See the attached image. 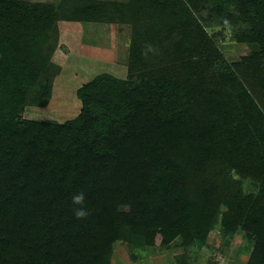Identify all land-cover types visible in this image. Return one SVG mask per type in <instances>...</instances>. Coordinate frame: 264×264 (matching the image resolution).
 <instances>
[{
    "label": "trees",
    "instance_id": "obj_1",
    "mask_svg": "<svg viewBox=\"0 0 264 264\" xmlns=\"http://www.w3.org/2000/svg\"><path fill=\"white\" fill-rule=\"evenodd\" d=\"M219 16L250 53L226 57ZM60 21L128 29L127 76L80 85L75 118H24L52 98ZM217 227L264 264V0H0V264H112L118 241Z\"/></svg>",
    "mask_w": 264,
    "mask_h": 264
},
{
    "label": "rangeland",
    "instance_id": "obj_2",
    "mask_svg": "<svg viewBox=\"0 0 264 264\" xmlns=\"http://www.w3.org/2000/svg\"><path fill=\"white\" fill-rule=\"evenodd\" d=\"M58 2L61 0H32ZM212 32L220 31L227 38L226 42H219L221 50L230 61H235L240 56L250 53L254 48L245 43H239L233 40V32L244 26L241 21H232L225 17H217L213 21ZM220 24V25H218ZM87 28L90 32L81 34L78 27ZM60 45L55 51L52 63L60 67L61 72L53 79L52 98L46 105H28L23 113L24 118L38 120H50L53 122H65L75 118L82 107L81 100L77 96V89L83 83L89 81L96 75L108 72L118 78H126V61L128 56V46L130 33L120 25L83 23L60 21ZM96 29V31H95ZM61 31L62 34H61ZM85 43H92L97 48L96 53L102 57L109 55L115 56V64L111 63L112 58L107 57L103 63L91 60L92 56L85 55V64L83 61H77V65H71L73 62L66 63L64 49L69 41L77 43L80 38ZM69 38V41L65 39ZM63 42V43H61ZM94 52V53H95ZM90 58V59H89ZM80 62V64L78 63ZM82 63V65H81ZM69 64V65H68ZM254 185H247L246 191L255 190ZM175 246L165 247H140L129 243L126 240L118 241L114 245L112 255V264H246L252 244L244 237V234L238 231L234 236H225L221 233L219 227L212 231L204 244H193L188 247L174 244ZM182 256L186 257L188 263L181 261Z\"/></svg>",
    "mask_w": 264,
    "mask_h": 264
},
{
    "label": "crops",
    "instance_id": "obj_3",
    "mask_svg": "<svg viewBox=\"0 0 264 264\" xmlns=\"http://www.w3.org/2000/svg\"><path fill=\"white\" fill-rule=\"evenodd\" d=\"M117 1H125V0H117ZM79 23H82V22H78V24ZM86 23H90V22H83V25L84 24H86ZM61 29V28H60ZM81 30V34H83V33H88V32H90L89 31V29H87V28H83V26L81 27H78V31H80ZM95 31H96V29H95ZM62 32L63 31H61V34H62ZM66 41H69V38H67V39H65ZM61 41V40H60ZM70 42V44H66L67 45V51L66 52H64L65 53V60H66V63L68 62V63H70L71 64V62H73L71 65H74V64H76L77 63V61H83V63L85 64V59H87V58H84L83 56L85 55V53L88 55H91L92 57V59L91 60H96V57H98V58H100L99 59V61L100 60H103L104 59V61L105 60H107L106 58L109 56V57H111L112 58V60H111V63H113V64H115V61H117L116 59H115V56H111L110 55V53H109V55L108 56H106V57H102L101 58V54H99V53H96V52H98L97 51V48L96 47H94V45H95V43L94 44H92V43H85L84 42V40H83V38H82V36H81V38H80V40L78 41L77 40V43H75V42H73V41H69ZM61 43H63V42H61ZM61 49V46L59 47V50ZM66 49V48H65ZM94 50H96V52L94 51ZM95 52V53H94ZM87 55H85V56H87ZM90 59V58H89ZM77 60V61H76ZM104 61H100V62H104ZM76 62V63H75ZM79 64H80V62H78ZM69 65V64H68ZM77 65V64H76ZM81 65H82V63H81Z\"/></svg>",
    "mask_w": 264,
    "mask_h": 264
},
{
    "label": "clouds",
    "instance_id": "obj_4",
    "mask_svg": "<svg viewBox=\"0 0 264 264\" xmlns=\"http://www.w3.org/2000/svg\"><path fill=\"white\" fill-rule=\"evenodd\" d=\"M85 200V194L83 192L76 194L73 196V203L77 205H83ZM74 213L77 218H82L87 215L86 210L83 207H79L74 209Z\"/></svg>",
    "mask_w": 264,
    "mask_h": 264
}]
</instances>
